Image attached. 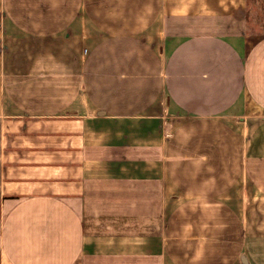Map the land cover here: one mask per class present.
<instances>
[{
    "label": "crops",
    "instance_id": "crops-1",
    "mask_svg": "<svg viewBox=\"0 0 264 264\" xmlns=\"http://www.w3.org/2000/svg\"><path fill=\"white\" fill-rule=\"evenodd\" d=\"M259 3L0 0V264H264Z\"/></svg>",
    "mask_w": 264,
    "mask_h": 264
},
{
    "label": "rangeland",
    "instance_id": "rangeland-1",
    "mask_svg": "<svg viewBox=\"0 0 264 264\" xmlns=\"http://www.w3.org/2000/svg\"><path fill=\"white\" fill-rule=\"evenodd\" d=\"M257 1L260 2V3H259L260 5L257 4V7L254 5L253 8H251V11H252V15H251V17H253V14H256V12H257L258 17L261 18V20H262V15H264V13H263V8H262L263 5H262L261 0H257Z\"/></svg>",
    "mask_w": 264,
    "mask_h": 264
}]
</instances>
